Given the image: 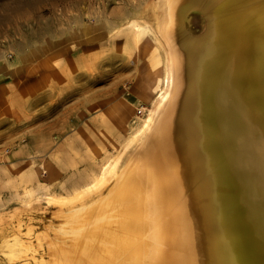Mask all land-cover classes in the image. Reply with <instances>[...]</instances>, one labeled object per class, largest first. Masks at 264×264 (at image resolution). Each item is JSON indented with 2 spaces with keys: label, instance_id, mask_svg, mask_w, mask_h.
<instances>
[{
  "label": "rangeland",
  "instance_id": "1",
  "mask_svg": "<svg viewBox=\"0 0 264 264\" xmlns=\"http://www.w3.org/2000/svg\"><path fill=\"white\" fill-rule=\"evenodd\" d=\"M232 5L223 7L219 17L209 16L217 19L212 23L220 22L217 27L207 26L208 13L196 0H0V82L38 76L43 77L45 89H49L52 80L60 77L62 87L69 88L76 77L85 81L86 75L92 73L98 78L99 91L97 113L93 116L90 106L82 102L84 121L93 117V124L82 130V139H62L65 143H56L50 156L32 162L22 173L3 170L0 264H57L58 258L63 264H79L94 236H105L108 229L100 228L99 211L110 193L120 189L118 182L126 181L124 174L142 161L146 165L166 162L165 149H144L151 137L149 133L131 139L149 116L154 122L151 129L162 122L158 114L163 108L161 99L147 82L153 54L156 51L162 67L171 62L181 67L182 86L187 80L193 82L190 79L206 68V63H202L206 43L216 39L225 42L223 37L228 38L232 28L240 34L250 31L234 25L233 18L241 10L235 3ZM211 10L208 12L212 15ZM134 11L138 14L132 16ZM225 14L230 16L227 21L222 20ZM132 21L146 24L150 32L137 36L130 25ZM223 21L225 27L221 25ZM178 30L181 43L174 40ZM194 58L200 59L194 62ZM15 85V90H26L22 82ZM172 87L173 84L169 88L173 90ZM184 90L182 95L190 94L189 89ZM3 101L5 107L15 104L12 100ZM50 101L52 104L54 100ZM72 101L65 100L64 106L70 108ZM120 102L122 112H112L111 106ZM170 104L167 106L172 107L171 116H181L182 110H189ZM140 105L145 114L138 117ZM186 132V143H190L195 132ZM75 134L74 129L67 131V136ZM260 140L258 144L264 149ZM187 161L186 151L174 161L177 165L183 163L184 180L191 176ZM166 166L159 169L167 170L162 184L168 185L176 181L179 173L175 164L171 169ZM181 198L184 199L183 194L178 196L179 202ZM177 209L186 211L184 207ZM263 218L261 213L262 223ZM146 239L147 236H140L128 251L143 246Z\"/></svg>",
  "mask_w": 264,
  "mask_h": 264
},
{
  "label": "bare ground",
  "instance_id": "2",
  "mask_svg": "<svg viewBox=\"0 0 264 264\" xmlns=\"http://www.w3.org/2000/svg\"><path fill=\"white\" fill-rule=\"evenodd\" d=\"M196 1L208 13L207 26L217 27L220 22L212 23L217 19L209 16L219 17L223 7L235 3L241 11L234 25L250 31L240 34L230 28L225 42L206 43V68L185 86L179 83L181 67L176 62L162 67L155 51L147 82L161 99L162 122L151 129L149 116L131 139L149 133L144 149H165L166 162L142 161L124 174L126 181L118 182L120 189L110 193L99 211V226L108 230L101 238L94 236L79 264H264V223L259 221L264 214V149L258 144L260 139L264 143V130L259 131L264 128V0ZM130 25L137 36L151 30L137 21ZM176 39L181 43L179 30ZM184 89L191 95L184 98ZM169 103L189 110L171 116ZM111 111L121 113L122 103L113 104ZM186 131L195 132L190 143ZM185 151L188 180L181 174L183 163L174 162ZM164 164L168 169L175 164L179 173L168 185L162 184L167 170L159 169ZM144 235V245L128 251Z\"/></svg>",
  "mask_w": 264,
  "mask_h": 264
},
{
  "label": "crops",
  "instance_id": "3",
  "mask_svg": "<svg viewBox=\"0 0 264 264\" xmlns=\"http://www.w3.org/2000/svg\"><path fill=\"white\" fill-rule=\"evenodd\" d=\"M42 79L29 76L26 80L0 82V186L3 170L27 171L32 162L34 164L42 161L43 156H50L56 143L62 145L65 143L62 139L77 136L82 139L84 126L87 128L93 124V117L84 121L82 102L84 100L90 106L92 116L95 111L97 113V76L88 74L85 81L81 76L76 77L69 88L62 87L61 78L56 77L51 82L52 87L45 89ZM16 82L24 83L26 90H15ZM50 99L54 100L52 104ZM68 99L74 100L70 108L64 106ZM3 100L15 101L16 105L5 107ZM72 129L76 131L75 136H67V131Z\"/></svg>",
  "mask_w": 264,
  "mask_h": 264
},
{
  "label": "built area",
  "instance_id": "4",
  "mask_svg": "<svg viewBox=\"0 0 264 264\" xmlns=\"http://www.w3.org/2000/svg\"><path fill=\"white\" fill-rule=\"evenodd\" d=\"M144 114H145V108L143 105H140L137 108L136 116L140 117V116H143Z\"/></svg>",
  "mask_w": 264,
  "mask_h": 264
}]
</instances>
